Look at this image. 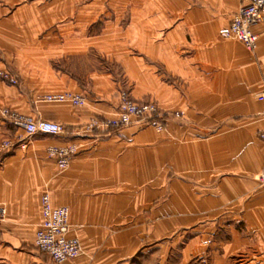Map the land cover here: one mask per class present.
Returning a JSON list of instances; mask_svg holds the SVG:
<instances>
[{
	"label": "crops",
	"instance_id": "1",
	"mask_svg": "<svg viewBox=\"0 0 264 264\" xmlns=\"http://www.w3.org/2000/svg\"><path fill=\"white\" fill-rule=\"evenodd\" d=\"M247 0H0V106L63 125L37 135L0 117V264H54L35 246L41 197L70 209L83 254L64 264H264V15L255 51L220 37ZM169 117L78 136L121 90ZM72 92L87 103L48 104ZM80 146L60 173L47 150Z\"/></svg>",
	"mask_w": 264,
	"mask_h": 264
},
{
	"label": "built area",
	"instance_id": "2",
	"mask_svg": "<svg viewBox=\"0 0 264 264\" xmlns=\"http://www.w3.org/2000/svg\"><path fill=\"white\" fill-rule=\"evenodd\" d=\"M264 0H247L239 12L235 14L229 25L219 30L220 37L235 39L248 50L255 51L258 45V35L254 27L263 20ZM0 78L11 85H18L19 81L8 71H0ZM257 100L264 105V81ZM48 104H70L81 108L86 105V99L72 92L51 93L42 98ZM0 117L17 129L24 131L27 140L37 135L66 136L67 130L63 125L32 116L21 114L15 110L0 106ZM169 117L182 119V112L165 113L155 104H138L131 101L126 92L121 94L116 115L105 119H92L77 133L78 136L89 137L98 131L117 132L132 126L153 127L162 131ZM264 139V135L261 136ZM14 147L11 141L5 140L0 144V151H10ZM80 152V146L71 143L65 146H52L47 153L56 162L57 170L63 173L68 170L72 159ZM259 183L264 187V170L258 176ZM6 219V210L0 206V226ZM70 209L55 207L51 196L45 192L41 197V224L36 232L35 246L37 250L47 255L54 264H64L75 260L83 254L81 241L71 237Z\"/></svg>",
	"mask_w": 264,
	"mask_h": 264
},
{
	"label": "rangeland",
	"instance_id": "3",
	"mask_svg": "<svg viewBox=\"0 0 264 264\" xmlns=\"http://www.w3.org/2000/svg\"><path fill=\"white\" fill-rule=\"evenodd\" d=\"M122 92H126V94L128 95V97L130 98V100L131 101H134L132 98H131V96H130V94L126 91V89H123V90H121V93H120V96H119V103L121 102V94H122ZM135 102V101H134ZM135 103H137V102H135ZM138 104H140V103H138ZM149 104V103H148ZM151 104V103H150ZM157 106V105H156ZM82 108V107H81ZM116 115V114H115ZM166 123H167V121H166ZM146 128H148V129H152L153 131H155L156 133H158V134H165V132H166V125H165V127H164V129L162 130V131H158V130H156L155 128H153V127H146Z\"/></svg>",
	"mask_w": 264,
	"mask_h": 264
}]
</instances>
